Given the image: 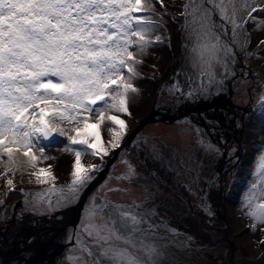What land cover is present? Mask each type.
Returning <instances> with one entry per match:
<instances>
[{
    "label": "snow or ice",
    "instance_id": "obj_1",
    "mask_svg": "<svg viewBox=\"0 0 264 264\" xmlns=\"http://www.w3.org/2000/svg\"><path fill=\"white\" fill-rule=\"evenodd\" d=\"M157 4L163 10L160 13ZM259 4L260 0H184L182 27L189 38H195L194 63L210 79H214L215 65L227 68L228 57L234 55L224 39L227 25H231L232 43L238 44L243 33L245 48L250 42L247 23L264 31V19L253 15L264 12ZM167 7L164 0H0V164L4 166L0 177L9 190L15 184L8 174L18 170L34 177L36 184L56 190L53 165L38 167L56 159L45 154L41 143L52 142L55 136L67 138L62 150L74 156L72 180L66 185L73 195L65 199H75L79 189L93 179L90 173L99 171V166H85L82 156H99L102 162L109 148L120 147L127 123L117 114L131 115L129 93L139 92L133 81L143 78L137 66L143 64L142 57L151 46L163 42L159 35L151 37L169 14ZM240 13H245L243 22L238 20ZM218 27L224 31L217 32ZM261 45L264 40L259 41ZM106 121L115 127L107 128L111 139L105 143L101 127ZM209 151L218 149L209 145ZM253 178L242 208L248 209L246 216L256 231L257 226H264V202L253 205V200L264 198V151L257 157ZM201 207H206L204 201ZM208 214H212L210 209ZM140 223L127 211L121 214L119 229L112 220V234L126 247L89 246L79 238L77 242L82 251L98 257L93 264H162L161 250L135 236ZM82 227L97 241L110 238L101 236L91 220Z\"/></svg>",
    "mask_w": 264,
    "mask_h": 264
},
{
    "label": "flooded vegetation",
    "instance_id": "obj_2",
    "mask_svg": "<svg viewBox=\"0 0 264 264\" xmlns=\"http://www.w3.org/2000/svg\"><path fill=\"white\" fill-rule=\"evenodd\" d=\"M246 25L248 28V23ZM249 37L246 53H252L250 65L244 63V56H239L230 66L229 73L227 70V76L214 78L211 83L206 76H197L195 81L190 82V72H185L187 68L182 64L176 68L173 64L166 67L167 81L164 82L161 76L156 83L153 82L155 85L149 94L151 102L146 113L124 135L120 147L109 148V154L103 157L102 162L99 156L89 155L88 164L98 165L99 171L90 173L93 179L79 189L75 199H65L73 195L66 187L71 182H61L55 184L54 191L49 190L51 186L37 190L34 200L29 199L28 203L36 201L39 205L29 211L19 209L20 200L8 203L4 208L6 212L10 203L15 205L10 220L0 225L3 243L5 237L10 238L20 230V225L38 220L37 224L44 229V239L38 244L44 252L41 258H46L55 248L62 246L60 253L54 257V264H93L98 257L82 251L77 238L89 246L126 247L112 234V220H116L115 227L119 229L121 214L127 211L130 216L142 220L136 226L139 231L135 236L161 250L162 264H225L220 260L224 253L217 243L228 240L225 237L229 232L228 223L224 220L227 226L220 228L217 223L201 220V201L207 206L206 198L211 187L207 174L226 155L236 159L225 168L223 188L218 187V202L223 204L224 200L228 201L234 192L231 190H234L235 182L244 172L246 158L242 153L246 151L245 146L251 142L262 144L258 138L264 131V76L255 68L254 62L260 60L264 64V45L254 48V51L248 50L253 41L250 34ZM183 75L186 80H182ZM189 93H192L190 98ZM253 96L258 99L256 104ZM146 116L152 119L132 137L134 129ZM209 145L215 146L218 151H209ZM115 152L110 171L95 184L94 180ZM46 194L49 196L44 198ZM83 195L82 209L75 221L73 207ZM96 196L100 198L97 206ZM215 199L217 195L213 204ZM212 209V218L220 220L224 215L223 209L222 213ZM90 220L99 226L101 236L110 237L107 241H97L95 236L90 237L83 231V224ZM127 223L131 225V220ZM212 227L222 231L220 239L213 240ZM121 231L127 234L125 230ZM231 242H226L228 264H234V243ZM92 251L95 253L96 249Z\"/></svg>",
    "mask_w": 264,
    "mask_h": 264
},
{
    "label": "bare ground",
    "instance_id": "obj_3",
    "mask_svg": "<svg viewBox=\"0 0 264 264\" xmlns=\"http://www.w3.org/2000/svg\"><path fill=\"white\" fill-rule=\"evenodd\" d=\"M164 2L168 5L167 7V11H168V15L163 17V21L160 22V26L158 27V30L156 32H154L152 34V39H153V35L155 33H157L158 31H166L167 33V38L164 42L162 43H156L153 46H151L148 49V54L143 56V64L142 65H138V70L141 72L142 77L141 79H135L133 81L134 84H138L136 86H140L143 87L145 89V91H147L148 93L151 94V90L155 85V81H157L158 76L160 74L161 69H164L170 62V52H174L177 53V55L179 56V58H176L173 60V62H170V65H172L174 68L177 67L178 64H183L184 67H188L191 69L190 71V82L195 81L197 78V73H196V66L194 69V66L191 61H186L185 57H184V53L186 51L185 47L188 45L189 41L191 40V38H189V36L186 34L184 28L182 27V25L184 24V18L180 15V13L183 11V3L184 0H175V4L173 5L172 0H164ZM209 7H211V5H208ZM239 7V4L237 5ZM156 7V11L157 13H160L161 11H163L160 8V5L157 4L155 5ZM230 7V6H229ZM240 13L238 16V19L240 21L243 22V17L244 15ZM241 15V16H240ZM256 18H261L264 19V14H261L259 12L254 13L253 14ZM157 21L159 22V18H156ZM217 23L219 20V16L217 15L215 17ZM251 24V22H250ZM249 24V25H250ZM224 31V29H223ZM227 31H228V35H226L225 37H227L228 39H231V25H227ZM248 33L250 34V36H252L253 41L250 43L251 45L249 46V48H247L250 51H254V48H261L262 46H258L259 45V41L264 40V31H257L255 29V25L252 24L251 26H249L247 28ZM240 38V36H239ZM238 38V39H239ZM154 40V39H153ZM179 50L183 51L179 53ZM179 53V54H178ZM234 59V56H233ZM235 61V59H234ZM231 61L229 59H227V64H229ZM255 68H257L264 76V64L262 63V61H257L254 62ZM161 68V69H160ZM220 78L227 76V68H221L220 69ZM149 71V72H148ZM205 74L206 76V72H202ZM199 76V75H198ZM206 77H209L208 75ZM215 79L218 77H214ZM54 79V78H53ZM186 80L185 75H183L182 80ZM207 81L209 83H211L212 81H214L213 79H207ZM153 82H155L153 84ZM264 91V90H263ZM130 94H135L137 97H140V101L138 102L136 100V96H131L130 102L128 104V108L129 111L131 113L130 116L127 115H122V114H117V115H121V118H123L126 123H127V133H129V131H131L135 121L138 120V118L141 117V113L144 111V113H146L147 111V107L149 106L150 101H147L148 98H146L145 95H143L144 93L141 92L139 90V93H130ZM144 96L143 98L141 96ZM146 98V99H145ZM133 99V101H132ZM143 99H145L143 101ZM146 102L148 103V105L146 104ZM108 127H115L113 125L110 124V122H105V125L101 127V137H102V142H107L108 140L111 139L110 135L107 132V128ZM91 131V129H90ZM67 140L66 137H63ZM58 140V136L54 137V140L52 142L49 141H41L42 146L45 147V154L48 156H52L55 157V160H48L46 162H42L40 164H38V167H46L48 164L53 165V174L57 177L55 184L58 183H68L71 182L72 177H71V165L74 162V156L70 153H66L63 150L59 151V150H54L52 145L53 143L57 142ZM67 144V142L65 143ZM64 144V146H65ZM77 147L78 149L81 146H74ZM64 148V147H63ZM234 150H232L233 152ZM231 152V153H232ZM233 155V154H232ZM89 155H83L82 156V164L86 165L88 164V162H90L89 160ZM236 157L232 156L231 158L228 157V155L225 156V158L221 159L222 162H220L219 160L217 161L216 164H214L212 170H209V173L207 174V176H209V181H211V187L209 189V195L206 198V202L208 201L207 206L209 205V207H205L202 209L203 211V215L201 220H207L210 221L211 223H217L218 226L220 228H222L224 225H226L224 223V220L222 218H220V220L218 219H214L212 218V215L214 212L212 208H216V211H221L224 207H227L229 209V204L230 203H224L222 204V202H218V196L219 195V189L223 188V182L224 179L226 177V167L228 166V164H232L235 162ZM218 166L220 167L219 170L217 169ZM225 166V167H224ZM30 171V170H29ZM23 172V175H22ZM101 173V172H100ZM14 184H16V181L18 182V180L20 179L19 184H16V188L18 189L19 192H22L21 190H24L22 188V180L23 182L28 181L31 179L32 183L35 184V186L37 188H39L40 190H42V188L46 187H50V185H38L35 183L34 177H30L27 172H24L23 170H18L14 177ZM217 195V200L216 203L213 204V199L215 198V196ZM258 202H264V198L258 199V200H253V205H255ZM227 205V206H225ZM210 209L211 211V215L208 214V210ZM232 209V206L231 208ZM229 209V210H230ZM231 211V210H230ZM222 213V211H221ZM220 214V212H219ZM223 220V221H221ZM251 224H252V220H251ZM227 226V225H226ZM264 227V226H257L256 231H253L252 228L249 231V237L253 239L252 245H250V250L253 252L254 257H256V260L254 261L255 264H264V244H261L260 241L262 239H264V231H261L260 228ZM204 233H207V231H204ZM226 242L229 240H225ZM225 241H219L217 244L220 248V251H223L224 255L221 256L220 260H222L223 262H225V264H228V259H227V245ZM241 242V238H238L235 243L240 244ZM231 244H233V242H231ZM234 245V244H233ZM253 246V247H252ZM241 258H236V262H240Z\"/></svg>",
    "mask_w": 264,
    "mask_h": 264
},
{
    "label": "rangeland",
    "instance_id": "obj_4",
    "mask_svg": "<svg viewBox=\"0 0 264 264\" xmlns=\"http://www.w3.org/2000/svg\"><path fill=\"white\" fill-rule=\"evenodd\" d=\"M259 6H264V0H260ZM259 13L264 14V12H259ZM257 19H261V18L258 17ZM218 22H220V21L218 20ZM239 22H242V21L239 20ZM249 24H250V22L248 23V27L251 26L253 23L251 22V24L250 25ZM245 27L247 28V25H245ZM216 31L217 32H222L223 29L218 27L216 29ZM156 35H159L163 42L167 38L166 31H158L157 33H155L153 35V39H155ZM262 35H264V34H262ZM224 39L229 42L230 46L234 49V53H235L234 55H230L228 57V59L232 62L230 65L227 64L228 73L231 70L230 66L237 61L236 58L239 57V56H244L245 57L244 58L245 59L244 63L250 65L252 53H246V48L244 47L245 37H244L243 33L240 34V38H239V43L238 44L232 43L231 39H228L225 36H224ZM248 39L250 41V37H248ZM194 43H195V38H191V40L189 41L188 45L185 47V50H184V51H186L184 53L185 60L186 61H191L192 63H194V61H195V56H194L193 52L191 51L192 48H193ZM248 45H249V43H248ZM180 52H183V51L179 50V53ZM263 54H264V52L262 53V55ZM248 55L250 57L246 59V57ZM169 56H170L169 57L170 58V62H173V60L176 58V56H177V58H179V56L177 55V53H175V51L172 52V53L170 52ZM233 56H234L235 61L233 59ZM170 62H169V64L166 67L170 66ZM182 66H183V64H182ZM193 66H194V69H195V66L197 67L196 68L197 76L198 75L200 77L201 76H205V75L201 74L202 73L201 66H200V64L198 62H195L193 64ZM166 67L164 69L160 68L161 71H160V74L158 76L159 78L161 76H163L164 77V82H166L167 79H168L167 73H165V71H164V70H166ZM186 68L187 69L184 70L185 72L186 71H189V72L191 71L190 68H188V67H186ZM221 68H225V67H223L222 65H219V64L215 65V67L213 69V71L215 73L214 77L220 78V71H221L220 69ZM206 76H207V74H206ZM134 85L136 86L138 84H134ZM136 87H138L139 90L144 93L143 95H145L146 98H148L147 101H149V99H150L149 94L150 93L145 91V89L143 87H140V86H136ZM157 87H158V85H157ZM129 95H131L133 97L136 96L135 94L132 95L130 93H129ZM143 95L141 96L142 98L144 97ZM253 98L255 100L256 97L253 96ZM140 99H141L140 97L136 96V100L138 102L140 101ZM145 99H143V101ZM132 101H133V99H132ZM256 101L258 102V99H256L253 102L256 104ZM146 104L148 105L147 102H146ZM143 113H144V111L141 114H143ZM258 140L262 144H260L258 142H251L250 145L245 146L244 151L245 150L246 151L242 153L243 157L246 158L245 159V164H244V167H243L244 172H243V174H241L238 177L237 181L235 182L234 190H231V192L234 191L232 193V197H230L228 201H226V200L223 201V204L224 203H230L229 204V209L231 208V206H232V209H230L231 210L230 211L227 207H224L223 208V212H224L223 217H222V214H220L222 219L225 220L226 223H228L227 225H228V228H229L228 235H226V236L224 235V236L227 237L228 240H230V241H232L234 243L233 253H232L233 254V262H234V264H238V262H236V258H241L242 263L240 261L239 262L240 264H249V263H253L256 260V257H254L253 252L250 250V245H252V242H253V239L249 237V234H250L249 231L251 229V227H250L251 219L246 216V212L248 211V209L242 208V201L245 198V194L248 191L249 185L255 182L254 178H253V172L256 170L257 157L261 155L262 151H264V131L262 133H260ZM66 142H67V140L65 138L58 136L57 142L53 143L52 147H53L54 150L62 151V149L64 147V144ZM3 171H4V166L2 164H0V172H3ZM8 177L13 179L14 175L12 173H9ZM13 182H14V179H13ZM19 182H20V179L18 180V182L16 181V184L18 185ZM16 184H15V188H16ZM22 184H23L22 188L24 189L22 192H19L18 189L9 190L8 186H7L6 182H5V179L0 177V201L3 202V203H0V225L3 223V221H9L10 220L9 217L13 214L12 210H13V207H14L15 203L14 204L10 203L9 209L7 210V212H6V210H4V208L7 207L8 203L11 202V200L12 201H17V200L19 201L20 200L21 207L19 209H21L23 211H29V210H31L32 207H38L39 204L35 203L36 201H33V204L32 203L29 204L28 200L29 199L30 200H34L36 194L38 193L37 190H40V189L37 188L35 186V184H33L32 182L31 183H29L28 181H26V182L24 181L23 182V180H22ZM44 189L45 188H42V190H44ZM48 196H49V194H46L43 197L45 198V197H48ZM37 198H39L38 195H37ZM225 206H227V205H225ZM2 217L5 220H3ZM212 231L213 232L211 233V236L213 237V240L220 239V237L222 236V231L218 230L216 227L215 228L212 227ZM238 238H241L240 244L235 243V241ZM0 243H3V240H2L1 237H0Z\"/></svg>",
    "mask_w": 264,
    "mask_h": 264
},
{
    "label": "water",
    "instance_id": "obj_5",
    "mask_svg": "<svg viewBox=\"0 0 264 264\" xmlns=\"http://www.w3.org/2000/svg\"><path fill=\"white\" fill-rule=\"evenodd\" d=\"M152 116V115H151ZM146 116L142 119L139 125L134 129L132 137L136 134L146 123H148L152 117ZM131 137V139H132ZM127 140L128 142L131 140ZM118 151V150H117ZM116 151V152H117ZM116 152L114 156L109 160L104 170L98 175L94 180L96 184L100 181L104 175L110 171V166L114 161ZM93 185V184H92ZM92 187V186H91ZM91 187L88 189L90 190ZM84 201V195L80 198L77 205L73 207L75 214V221L78 220L79 212L82 209V204ZM100 202L99 197H95V205ZM96 206L94 208H96ZM38 220H35L32 224L20 225V230L15 234L10 235V238L4 239V243H0V264H39V262L44 261L43 264H54V257L57 256L62 250V246L55 248L46 258H41L42 252L41 247H38L39 243L44 239V229L37 224ZM36 230V234L34 231ZM46 244H42L44 246ZM29 247V248H27ZM39 248V250H38ZM38 250V251H37Z\"/></svg>",
    "mask_w": 264,
    "mask_h": 264
}]
</instances>
